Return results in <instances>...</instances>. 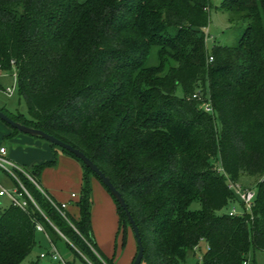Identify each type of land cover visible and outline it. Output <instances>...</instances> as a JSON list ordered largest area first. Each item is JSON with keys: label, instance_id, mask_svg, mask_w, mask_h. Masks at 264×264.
Returning <instances> with one entry per match:
<instances>
[{"label": "trees", "instance_id": "obj_1", "mask_svg": "<svg viewBox=\"0 0 264 264\" xmlns=\"http://www.w3.org/2000/svg\"><path fill=\"white\" fill-rule=\"evenodd\" d=\"M220 8L247 25L235 45L208 51L210 0H0V72L15 71L30 118L1 111L96 165L127 205L145 264H187L201 242L194 264H244L251 248L264 251V182L250 213L220 214L238 202L230 185L264 173V0ZM152 47L158 64L147 66ZM11 130L9 138L20 134ZM49 146L82 168L78 217L60 214L51 202H62L39 183L56 158L27 172L43 192L18 172L35 204L25 196V209L0 212V264L30 254L37 224L84 264H115L92 234L90 178L101 181ZM111 198L119 229L133 234Z\"/></svg>", "mask_w": 264, "mask_h": 264}, {"label": "rangeland", "instance_id": "obj_2", "mask_svg": "<svg viewBox=\"0 0 264 264\" xmlns=\"http://www.w3.org/2000/svg\"><path fill=\"white\" fill-rule=\"evenodd\" d=\"M221 2L222 0H210L209 23L204 30L208 51H211L214 45H235L247 25L246 22L232 18L229 12L222 10L220 8ZM157 64V47H152L147 60V66H156ZM7 88H13L10 95L5 91ZM176 95L181 96L180 87L177 88ZM205 105L204 103L201 107L204 108ZM0 110H5L12 116L19 114L25 119L30 118L25 101L18 94L17 77L13 70L11 72H0ZM9 132H12L11 128L0 120V147L6 148V158L26 173H30L34 165L52 161L56 158L55 165L46 167L43 170L39 178L40 185L59 201H68L70 193L79 194L82 185V168L77 161L57 148L55 149L56 151H53L44 140L22 133L17 134L14 138H9L7 137ZM215 165L218 167L217 163ZM90 181L93 200L90 222L97 247L107 257L114 255L115 264H132L136 243L130 228H127L124 235L123 229H119L117 208L111 196L95 177H91ZM257 181L255 178L242 174L234 186L238 185L244 189H251L255 187ZM15 188L13 179L0 170V190L4 189L8 193H13ZM235 196L238 201L239 198L237 195ZM9 205L10 200L7 195L0 197V212ZM232 208L237 213L243 212V208L238 202H230L220 214L226 213ZM199 209V202H193L190 206V210L196 211ZM72 210L74 211V209ZM53 241L59 256L64 262L68 264H84L67 247L64 240L55 239ZM206 249V243L201 242L196 255L192 256L189 254L187 256V264H194ZM50 250V243L38 232L36 234V245L20 264H61L59 262H52L49 258H39V254L42 251ZM141 264L145 263L141 262ZM246 264H264V251L251 248Z\"/></svg>", "mask_w": 264, "mask_h": 264}, {"label": "built area", "instance_id": "obj_3", "mask_svg": "<svg viewBox=\"0 0 264 264\" xmlns=\"http://www.w3.org/2000/svg\"><path fill=\"white\" fill-rule=\"evenodd\" d=\"M210 60H211V58H210ZM5 91L8 95H10L13 91V88H7ZM202 109L205 112H211V109L209 108L208 105H205V107ZM6 155H7L6 148L1 146L0 147V170L4 171L7 175H9L17 183L19 185V187L22 189V192H19L17 188H15L13 193H8L4 189H1L0 190V197L7 195L9 200H10V204H12L16 207H19L21 209H25L26 203H27L26 198L28 200H30L33 204H35V203H34L32 197L30 196V194L27 192V190L22 186L21 182L19 181L18 172H21L25 176H27V178L37 187V189H39L41 192H43V191H42V189H40L38 184L34 180H32V178L26 172H24L21 168H19V166L15 165L8 158H6ZM258 182H264V173L260 176V178L258 179ZM230 188L234 191V193L239 198L238 202L241 204L243 210L246 213H250V211L253 207L254 199H255V193H256L255 188L244 189V188L239 187L238 185H236V186L230 185ZM25 196H26V198H25ZM71 198H75V195L71 194ZM51 204L58 210V212L60 214L63 215L61 209H66L67 204L65 202H62L60 204V206H56L53 202H51ZM227 214L229 216H235V215H238L240 213H237L236 210L234 208H232L227 212ZM36 230H37V232L42 233L49 241L48 236L46 235L43 227L40 224L36 225ZM50 246H51V250L50 251H43L42 253H40L39 258L40 259L49 258L50 261H52V262H59L61 264H67L66 262H64L61 259V257L59 256L55 246L53 244H50ZM244 264H246V263H244Z\"/></svg>", "mask_w": 264, "mask_h": 264}, {"label": "water", "instance_id": "obj_4", "mask_svg": "<svg viewBox=\"0 0 264 264\" xmlns=\"http://www.w3.org/2000/svg\"><path fill=\"white\" fill-rule=\"evenodd\" d=\"M0 120L7 124L10 128L17 130L19 133H22L24 135H28L30 137H34L37 139H41L46 141L48 144L54 145L59 147L62 150H65L72 155H74L77 159H79L84 166L89 168L101 181L103 186L107 188L110 195L115 199V201L118 203V205L123 209L125 212V215L127 216V220L129 222V225L131 226V229L133 231V236L136 240L138 250L136 253V256L134 258V261L132 264H141L143 259V248L140 242L139 238V232L138 228L127 208L126 203L124 202V199L122 198L121 194L114 188L110 180L96 167L95 164H93L82 152H80L77 149H74L68 144H65L61 142L60 140L56 139L53 136L48 135L47 133L40 131L38 129H34L28 126H25L24 124H21L19 122H16L12 120L9 116H7L4 112L0 110Z\"/></svg>", "mask_w": 264, "mask_h": 264}, {"label": "crops", "instance_id": "obj_5", "mask_svg": "<svg viewBox=\"0 0 264 264\" xmlns=\"http://www.w3.org/2000/svg\"><path fill=\"white\" fill-rule=\"evenodd\" d=\"M11 132H9L8 133V135L10 134ZM7 136V135H6ZM14 138V137H13ZM50 194V193H49ZM71 194H76V193H70V195H69V197H68V201H65V203L67 204L66 205V211L70 214V215H72L75 219L78 217H76V215H78V210H77V208L74 206V202H75V200H76V198H71ZM51 195V194H50ZM52 196V195H51ZM53 197V196H52ZM54 198V197H53ZM55 199V198H54ZM56 201H58V202H64V201H59V200H57V199H55ZM72 209H74V211L72 210ZM70 211V212H69ZM42 234V233H41ZM43 235V234H42ZM43 237L44 238H46L44 235H43ZM47 239V238H46ZM47 241H48V239H47ZM50 244H53L50 240L48 241ZM54 245V244H53ZM43 252V251H42ZM41 252V253H42ZM40 255V254H39ZM31 264V263H30Z\"/></svg>", "mask_w": 264, "mask_h": 264}]
</instances>
